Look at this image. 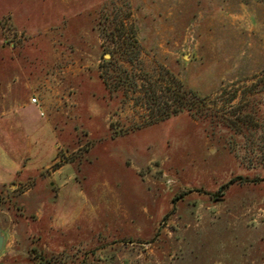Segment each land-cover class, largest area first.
Segmentation results:
<instances>
[{"label": "rangeland", "instance_id": "1", "mask_svg": "<svg viewBox=\"0 0 264 264\" xmlns=\"http://www.w3.org/2000/svg\"><path fill=\"white\" fill-rule=\"evenodd\" d=\"M263 136L264 0H0V264H264Z\"/></svg>", "mask_w": 264, "mask_h": 264}, {"label": "trees", "instance_id": "2", "mask_svg": "<svg viewBox=\"0 0 264 264\" xmlns=\"http://www.w3.org/2000/svg\"><path fill=\"white\" fill-rule=\"evenodd\" d=\"M126 30L124 28L119 29L120 36H123ZM130 38L124 39L121 41L120 38L119 42H116L117 45L114 48V52L112 55L116 54L117 58L113 57L110 61H105V66L108 67L102 72L101 77L110 92H115L119 90L121 87H126L133 92L138 89V85L134 81V79L128 74V69L126 68V64H132L139 60L140 55V46L137 42L136 38L133 36H129ZM186 95L183 96L184 101L176 103V105L171 109L170 112L167 113L163 119H168L173 116H178L184 112L194 115L195 111V102L196 99L195 94L191 92L185 93ZM185 98H188V102L185 101ZM263 128V126H261ZM264 142V136L262 138ZM233 181L230 182L232 184ZM228 185L224 187L227 188Z\"/></svg>", "mask_w": 264, "mask_h": 264}, {"label": "water", "instance_id": "3", "mask_svg": "<svg viewBox=\"0 0 264 264\" xmlns=\"http://www.w3.org/2000/svg\"><path fill=\"white\" fill-rule=\"evenodd\" d=\"M107 57H110V56H107ZM5 242H6V239L4 238V236L2 235V233L0 231V255L4 250Z\"/></svg>", "mask_w": 264, "mask_h": 264}, {"label": "built area", "instance_id": "4", "mask_svg": "<svg viewBox=\"0 0 264 264\" xmlns=\"http://www.w3.org/2000/svg\"><path fill=\"white\" fill-rule=\"evenodd\" d=\"M32 102H33V103H37V100H36V99H33Z\"/></svg>", "mask_w": 264, "mask_h": 264}]
</instances>
